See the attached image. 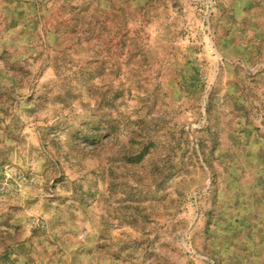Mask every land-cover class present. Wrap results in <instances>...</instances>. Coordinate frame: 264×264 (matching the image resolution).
Listing matches in <instances>:
<instances>
[{"label": "rangeland", "instance_id": "374dc122", "mask_svg": "<svg viewBox=\"0 0 264 264\" xmlns=\"http://www.w3.org/2000/svg\"><path fill=\"white\" fill-rule=\"evenodd\" d=\"M246 4L0 0V264H264V91L202 57Z\"/></svg>", "mask_w": 264, "mask_h": 264}, {"label": "crops", "instance_id": "0c3cea01", "mask_svg": "<svg viewBox=\"0 0 264 264\" xmlns=\"http://www.w3.org/2000/svg\"><path fill=\"white\" fill-rule=\"evenodd\" d=\"M244 6L237 8L233 18L215 20V23H218L216 36L219 47L215 50H204L202 57L206 59L205 66L208 67L209 64V69L213 64L208 84L216 81L217 74L224 73L226 82L244 83L248 80V84L253 89H259L261 93L264 91V75H262L264 73L260 71V67L264 64V12L250 9L249 4ZM257 6L262 7V4L259 3ZM253 21H257L263 27L258 31L253 30L251 28V24L255 23ZM220 25L225 27L223 29H227L226 33L220 32ZM248 55L255 59L253 68L245 66L243 62ZM251 72L252 77L249 79ZM255 118L259 119L258 125L264 129V118L261 115Z\"/></svg>", "mask_w": 264, "mask_h": 264}]
</instances>
